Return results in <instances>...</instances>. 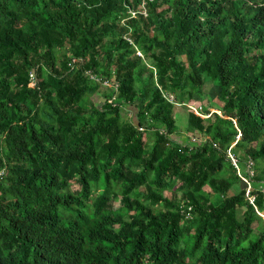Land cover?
<instances>
[{"label": "trees", "instance_id": "1", "mask_svg": "<svg viewBox=\"0 0 264 264\" xmlns=\"http://www.w3.org/2000/svg\"><path fill=\"white\" fill-rule=\"evenodd\" d=\"M0 173V264H264V0H0Z\"/></svg>", "mask_w": 264, "mask_h": 264}, {"label": "rangeland", "instance_id": "2", "mask_svg": "<svg viewBox=\"0 0 264 264\" xmlns=\"http://www.w3.org/2000/svg\"><path fill=\"white\" fill-rule=\"evenodd\" d=\"M108 85H111V84H108ZM104 88V87H103ZM216 86L213 84V85H209V86H207V88H206V92L208 93V94H210L211 96H216L217 95V91H216ZM201 100H202V102L204 103V104H206V100H208V99H210L208 96H203V97H201L200 98ZM102 101V99H100V101L99 102H101ZM196 102V101H195ZM196 103H198V104H195V103H187V104H182L181 106V109H180V112L178 111V115H177V122H178V125H179V128H180V130L179 131H181L182 133H186L187 131H186V120H187V117H186V115H187V113H188V111H189V109L188 108H192V109H195V108H198V106H204L202 103H200V100L198 101L197 100V102ZM206 105H208V108H210L211 110H214V111H216V110H219V108H216V107H213L212 105H210V104H206ZM127 108H129V109H133L132 107H127ZM221 110H219V113H222V112H220ZM130 115H134L133 113H131ZM180 136H182L181 134H179ZM1 174L2 173H0V176H1ZM262 215L264 216V212H262Z\"/></svg>", "mask_w": 264, "mask_h": 264}, {"label": "built area", "instance_id": "3", "mask_svg": "<svg viewBox=\"0 0 264 264\" xmlns=\"http://www.w3.org/2000/svg\"><path fill=\"white\" fill-rule=\"evenodd\" d=\"M32 85H34V83H32ZM174 96L173 95H170L169 96V100L170 101H174ZM191 108V107H190ZM194 111H195V113L196 114H198V115H201V116H210V114H205L204 113V107L203 106H198V108H195V109H193ZM212 112H218L219 113V110H216V111H214V110H211ZM221 112V111H220ZM221 114V113H220ZM228 153H229V156L232 158V160H233V162L235 163V165L237 166V159L235 158V156L233 155V153L231 152V150H229L228 151ZM252 164V163H251ZM251 175L253 176L254 175V172L252 171L251 172ZM243 179L249 184V187H248V191H247V195H248V198H249V200H250V202L252 203V204H254L255 203V200H256V197L254 196V195H252L251 194V192H250V190H251V186H250V181H249V178H247V177H243ZM261 215H262V213H261Z\"/></svg>", "mask_w": 264, "mask_h": 264}, {"label": "clouds", "instance_id": "4", "mask_svg": "<svg viewBox=\"0 0 264 264\" xmlns=\"http://www.w3.org/2000/svg\"><path fill=\"white\" fill-rule=\"evenodd\" d=\"M141 129H142V128H141ZM229 150H231V148H230ZM229 150H228V151H229ZM243 180H244V179H243ZM244 181H245V180H244ZM245 182H246V181H245Z\"/></svg>", "mask_w": 264, "mask_h": 264}]
</instances>
